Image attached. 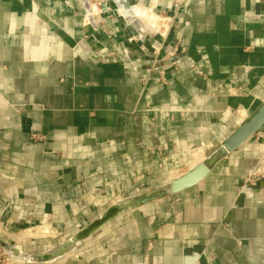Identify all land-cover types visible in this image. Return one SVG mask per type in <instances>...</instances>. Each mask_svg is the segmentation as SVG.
Returning <instances> with one entry per match:
<instances>
[{
	"label": "crops",
	"instance_id": "obj_1",
	"mask_svg": "<svg viewBox=\"0 0 264 264\" xmlns=\"http://www.w3.org/2000/svg\"><path fill=\"white\" fill-rule=\"evenodd\" d=\"M90 1L0 0L1 227L84 226L191 169L264 102V0H186L161 55L181 44L196 69H169L166 83L152 69L159 42L130 39L138 30L116 14L96 20ZM263 136L49 264H264V178L240 188Z\"/></svg>",
	"mask_w": 264,
	"mask_h": 264
},
{
	"label": "water",
	"instance_id": "obj_2",
	"mask_svg": "<svg viewBox=\"0 0 264 264\" xmlns=\"http://www.w3.org/2000/svg\"><path fill=\"white\" fill-rule=\"evenodd\" d=\"M119 7L118 0H107ZM129 2V0H128ZM130 3V2H129ZM264 126V102L252 113L243 119L235 129L227 135L203 161L197 163L191 169L167 184L159 185L153 189L121 199L103 210L97 217L89 221L81 229L74 232L70 237L55 243L51 247L28 252L17 247L0 236V249L9 259L23 264H49L53 263L77 250L79 245L101 230L105 225L124 213L138 208L151 201L163 199L184 189L193 187L201 182L206 175L231 152L241 147L254 134ZM194 258L189 259L191 264Z\"/></svg>",
	"mask_w": 264,
	"mask_h": 264
},
{
	"label": "rangeland",
	"instance_id": "obj_3",
	"mask_svg": "<svg viewBox=\"0 0 264 264\" xmlns=\"http://www.w3.org/2000/svg\"><path fill=\"white\" fill-rule=\"evenodd\" d=\"M103 1L104 0H91L90 1L92 4L95 5V11H94L95 17H96L95 19L96 20L99 19L100 21L103 22V21H106L105 19H113L114 14H116L118 16V18H120V20L122 19V21L125 23L126 18L123 15H121V11L120 10L118 11L119 7H117L113 2L106 1V3H107L106 7H108V10H107L108 13L104 14V12L102 10ZM140 2H141V0H131L130 4H133V5L139 7ZM147 6H148V8H145L144 6L143 7L140 6L139 7L140 11L145 14L144 18L147 21V24L151 25L152 28L156 32L148 31L142 37H146L148 39H154L153 42H156V41L160 42V39H161L160 34L164 32V30L167 26V23L165 21H163L162 15H160V18L157 17V15L151 9L150 5H147ZM123 22L120 21L119 24L122 23V25H123ZM99 23H101V22H99ZM103 23H105V22H103ZM114 23H116V22H111L112 25H114ZM129 24H131V22ZM138 34L139 33L135 30L132 33H130L129 38L136 37V39L139 40L141 36H139ZM137 40H135V41H137ZM263 138H264V136H263ZM223 139L216 141V142H209L208 144H206L205 145L206 147L204 146L206 149H203V152L198 153L199 155L196 156V159H194L193 163L196 165L197 162L199 163V162L203 161L215 148H217L219 146V144L221 143V141ZM255 139H256V137H253L251 140L247 141V142H249L248 144H250L249 147H251V148L254 147L253 145H251V143L254 142ZM256 153H258V151ZM261 155H262V153L257 154L256 159L258 158L257 160H259ZM181 172H184V171L181 170ZM179 176L180 175H178L177 177H179ZM172 177L174 179L177 178L176 176H171V178ZM162 180H160V181H162ZM171 180H173V179H169L168 181L166 180V182H163V183L167 184ZM138 194H139V192H138ZM49 221H50V219H49ZM49 221L47 222L44 220V222H38V223H35L32 225L15 223V224H11L10 225L11 227H7L5 225H4V227L0 226V236L2 237V239H4L5 241H7V242H9L15 246H19L18 244H20L19 247H22V249L25 251L34 252V251L45 250V249L51 247L52 245H54L55 243L60 242L64 239L70 237L74 232L81 229L83 226V225L80 226L77 224L68 223V224L60 225L61 228H59V227H56L55 225H52L53 229H54L53 234H51V233L50 234H42L41 231L36 227L42 226L45 224H50L51 221L50 222ZM84 225H86V224H84ZM27 228H32L33 234L29 235V236L22 237V239L20 240L22 230H25Z\"/></svg>",
	"mask_w": 264,
	"mask_h": 264
},
{
	"label": "built area",
	"instance_id": "obj_4",
	"mask_svg": "<svg viewBox=\"0 0 264 264\" xmlns=\"http://www.w3.org/2000/svg\"><path fill=\"white\" fill-rule=\"evenodd\" d=\"M146 5V1L144 2ZM150 4V2H149ZM151 9L157 14L163 16V21L167 23V26L163 33L160 34V42L159 44L154 48L153 51V65L152 69L157 70L159 74V79L166 83L167 82V71L169 69L175 70V71H182L186 68L196 69L194 64L187 65L184 62L183 54L184 49L182 48V45L179 44L174 47L173 50H167L164 55H161L162 49L165 45V43L168 41V38L171 34V30L173 28L175 20V15L177 13H180L185 7H186V0H173V3L171 5V8L168 10H158L155 7L150 6ZM130 39L137 40L136 37H131ZM144 39V37H140L139 40ZM201 75H204L203 71H198ZM38 134H33V137H37ZM264 152L260 156L257 164L253 167L252 171L249 173V176L246 180V183L241 185L242 191H248L251 188V183L254 181V179H263L264 178ZM8 263H18L15 262L7 256V254L0 249V264H8Z\"/></svg>",
	"mask_w": 264,
	"mask_h": 264
},
{
	"label": "bare ground",
	"instance_id": "obj_5",
	"mask_svg": "<svg viewBox=\"0 0 264 264\" xmlns=\"http://www.w3.org/2000/svg\"><path fill=\"white\" fill-rule=\"evenodd\" d=\"M118 2H119V9H120V11L125 15V18L128 21V23L131 22V26L135 27L138 30L139 36L140 35H143V33H147L145 31H150V32L154 31L153 28H152V26L149 25V24H147V21L144 18L145 17V14L140 11V8H139L140 6L139 7H132L131 8L132 10H131L130 9V5H129V3H128L127 0H118ZM119 9H118V11H119ZM136 16H138L140 18V20H139L140 23H139V21H137L135 19ZM157 17L160 18L159 15H157Z\"/></svg>",
	"mask_w": 264,
	"mask_h": 264
}]
</instances>
